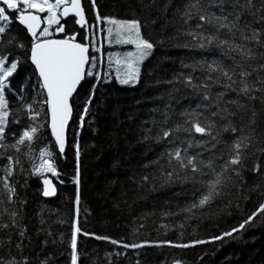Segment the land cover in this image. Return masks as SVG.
Segmentation results:
<instances>
[{"label":"snow or ice","instance_id":"obj_1","mask_svg":"<svg viewBox=\"0 0 264 264\" xmlns=\"http://www.w3.org/2000/svg\"><path fill=\"white\" fill-rule=\"evenodd\" d=\"M110 3L123 14H103L99 0H0V264H59L58 256H67L66 264H99L95 250H85L89 238L114 246L104 252L107 264H190L177 253L170 262L168 253L149 259L146 250L235 239L264 220V0ZM105 44L120 49L108 53L106 66ZM157 47L184 50L189 62L182 60L181 70L164 83L177 103L174 93L189 103L178 109L165 104L158 116L138 125V142L160 150L126 180L137 199L141 192L168 195L130 217V239L87 231L79 223L82 213L91 214L82 203L79 136L84 123L92 122L96 89L113 78L135 86ZM95 53H101L99 62ZM21 64L30 69V91L12 85ZM85 83L90 89L81 99ZM77 108L70 176L75 196L66 240L46 223L43 207L30 227L27 189L36 177L39 195L49 198L57 183H65L59 161L66 158L67 129ZM120 205L119 199L112 203ZM234 212L243 218L230 229L184 241L189 230L219 227ZM53 223L66 221L61 215ZM149 229L172 231L177 239H140Z\"/></svg>","mask_w":264,"mask_h":264},{"label":"trees","instance_id":"obj_2","mask_svg":"<svg viewBox=\"0 0 264 264\" xmlns=\"http://www.w3.org/2000/svg\"><path fill=\"white\" fill-rule=\"evenodd\" d=\"M103 14H123L122 10L116 8L110 0H99ZM99 38L97 46L100 47ZM103 60L106 66L105 48L103 46ZM98 58L100 56L95 53ZM194 58L199 59L196 55ZM209 59L212 57L209 55ZM186 60L184 50L172 47H157L155 54L150 56L143 65V73L135 86H122L115 82L114 78L102 83L96 89L93 102V112L88 117L91 123H84L79 136L82 148L81 154V192L82 203L91 210L90 215L81 214L80 225L87 231L98 234L110 235L112 238L130 239L128 221L132 215L143 210L150 209L153 202L164 199L168 193L165 192H141L137 199V193L130 189L126 174L136 169L138 165L152 159L160 150L159 145L138 142L140 129L138 125L144 121H150L158 116V109H163L165 104L170 107L180 108L186 106L189 100L183 95L179 96V103L168 95L170 85L164 81L170 79L174 72L180 71V62ZM187 71V70H184ZM30 69L21 64L18 72L12 80V85H21L31 90ZM90 89L85 83L80 89L81 99L83 94ZM80 100L74 102L78 105ZM99 107V111H97ZM68 128V146L66 147V158L59 161L61 179L65 183H57V193L52 199L40 196L37 188L39 179L32 177L29 181L27 196L29 200L28 212L30 216V227L34 229L37 223L36 212L43 207L42 217L46 223L52 225L54 232L65 233V239L70 237V219L72 216L73 199L75 196V185L71 183L70 176L74 174L75 159L73 142L77 139L74 128L76 127V113ZM131 117V119H129ZM96 130V134L93 133ZM95 145L94 147H87ZM116 181V183H112ZM121 201L120 208H113L114 200ZM126 201V202H125ZM134 201V203H133ZM244 202L242 201V204ZM132 204V207H128ZM247 209L244 214L246 216ZM66 221L63 225L53 223L61 216ZM243 218L241 213L234 212L225 216L216 227L214 224L200 225L193 233L191 230L184 236V241L193 238L208 239L212 234H219L223 230L235 226ZM28 221H26L27 223ZM164 222V221H161ZM150 223V222H149ZM237 234H234L236 236ZM140 239H171L176 240L177 235L169 231L164 235V229L159 232L154 230H143ZM80 246L84 248V237H79ZM65 246H61L63 249ZM114 246L103 241L89 238L86 251L95 252L98 255L99 264H107L104 257L105 251H110ZM130 254H131V250ZM149 259L154 253H159L163 259V253H168L169 262L173 253L186 258L190 264H264V220H257L251 227L241 230L237 238L224 237L222 240L212 243L198 245L186 250L171 248L147 249ZM197 257H200L198 260ZM59 264H66L67 256L57 257ZM83 260V258H82Z\"/></svg>","mask_w":264,"mask_h":264},{"label":"rangeland","instance_id":"obj_3","mask_svg":"<svg viewBox=\"0 0 264 264\" xmlns=\"http://www.w3.org/2000/svg\"><path fill=\"white\" fill-rule=\"evenodd\" d=\"M100 44V43H99ZM104 48H105V54H104V56H105V59H106V61H107V58H108V53L109 52H111V51H119L120 49L119 48H116V47H113V46H109V45H107V44H105L104 45ZM99 54V56H100V53H98ZM147 61V60H146ZM145 61V62H146ZM144 62V63H145Z\"/></svg>","mask_w":264,"mask_h":264},{"label":"water","instance_id":"obj_4","mask_svg":"<svg viewBox=\"0 0 264 264\" xmlns=\"http://www.w3.org/2000/svg\"><path fill=\"white\" fill-rule=\"evenodd\" d=\"M70 123H71V121H70ZM69 126H70V124H69ZM69 128V127H68ZM67 132H68V129H67ZM56 196V195H55ZM55 196H53V197H49V198H45V199H52V198H54Z\"/></svg>","mask_w":264,"mask_h":264}]
</instances>
